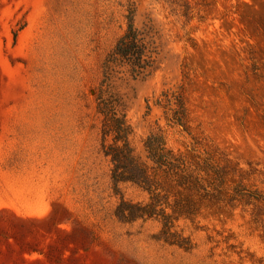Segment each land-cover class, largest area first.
Wrapping results in <instances>:
<instances>
[{
	"label": "rangeland",
	"instance_id": "374dc122",
	"mask_svg": "<svg viewBox=\"0 0 264 264\" xmlns=\"http://www.w3.org/2000/svg\"><path fill=\"white\" fill-rule=\"evenodd\" d=\"M128 15L154 51L138 75L110 58ZM99 93L139 161L151 133L177 158L149 172L152 217L116 215L152 193L112 181ZM249 193L264 196V0H0V264H264Z\"/></svg>",
	"mask_w": 264,
	"mask_h": 264
},
{
	"label": "trees",
	"instance_id": "16d2710c",
	"mask_svg": "<svg viewBox=\"0 0 264 264\" xmlns=\"http://www.w3.org/2000/svg\"><path fill=\"white\" fill-rule=\"evenodd\" d=\"M154 51L150 42L143 33L134 26L130 15L128 23L123 33L117 38L110 58L119 60L129 66L133 75H138L149 71L154 64ZM111 59H107V62ZM166 96L165 93H161ZM96 110L102 116L101 134L103 142L101 149L103 154L110 159V176L114 184L119 181H128L151 191V201L145 205L139 203H129L120 198L117 205L118 217L126 220H133L140 217H152L155 214L156 205L152 202L157 195L152 191L150 180V170L152 172L162 169L165 177L172 172H176L177 158L170 150H167L164 143L156 134H149L143 141L145 158L151 162V166L145 161H139L134 155L133 148L129 144L131 133L129 125L119 116L115 109V99L104 98L100 93L97 96ZM167 101V98H165ZM161 100L156 101L159 104ZM111 136V142L105 143V137ZM175 168V169H174ZM197 182V181H196ZM256 200H261L264 204V196L256 193H249Z\"/></svg>",
	"mask_w": 264,
	"mask_h": 264
}]
</instances>
